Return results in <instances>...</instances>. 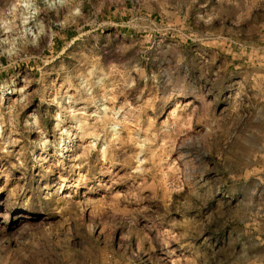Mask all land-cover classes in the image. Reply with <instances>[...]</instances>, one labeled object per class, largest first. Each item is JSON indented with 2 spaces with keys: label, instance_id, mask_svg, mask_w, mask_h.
Wrapping results in <instances>:
<instances>
[{
  "label": "rangeland",
  "instance_id": "374dc122",
  "mask_svg": "<svg viewBox=\"0 0 264 264\" xmlns=\"http://www.w3.org/2000/svg\"><path fill=\"white\" fill-rule=\"evenodd\" d=\"M0 264H264V0H0Z\"/></svg>",
  "mask_w": 264,
  "mask_h": 264
}]
</instances>
